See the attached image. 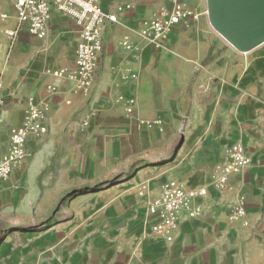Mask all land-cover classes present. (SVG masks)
<instances>
[{
  "label": "crops",
  "instance_id": "1",
  "mask_svg": "<svg viewBox=\"0 0 264 264\" xmlns=\"http://www.w3.org/2000/svg\"><path fill=\"white\" fill-rule=\"evenodd\" d=\"M12 1L0 0V155L28 97L48 109L30 156L0 183V264H264V41L237 50L205 5L183 0L199 15L157 47L137 31L171 0H98L116 20L103 25L93 85L80 93L48 72L74 67L75 20L52 10L45 36L23 24L10 41ZM235 142L250 162L218 191L210 175ZM173 178L206 193L167 242L149 235L146 200ZM239 194L245 225L227 219Z\"/></svg>",
  "mask_w": 264,
  "mask_h": 264
},
{
  "label": "built area",
  "instance_id": "2",
  "mask_svg": "<svg viewBox=\"0 0 264 264\" xmlns=\"http://www.w3.org/2000/svg\"><path fill=\"white\" fill-rule=\"evenodd\" d=\"M193 1L205 5L206 10L207 0ZM12 5L16 22L13 28L5 30L10 41L16 38L23 24H26L28 32L38 37L45 36L47 21L52 10L71 16L75 20L79 34L75 46L74 67L48 69V72L56 77L66 76L74 83L75 91L88 93L93 85L97 57L102 49L103 25L106 20L115 21V14L105 11L98 0H13ZM118 9H121V6H118ZM198 15L199 13L183 0H171L169 8L160 7L152 17L143 20L137 32L143 40L159 47L167 40L173 25L180 22L187 23L188 19L196 18ZM122 45L130 48L126 42H122ZM46 90L53 92L56 86L48 84ZM26 102L22 122L10 129L8 147L0 155V183L9 179L13 169L30 156L26 148L28 138L46 131L44 121L48 105L36 101L33 96L28 97ZM133 102V99L128 100V113L132 112ZM2 105L3 98L0 95V107ZM139 122L148 127L156 125L161 129L162 120L159 118L154 120L141 118ZM87 123L88 121L84 120L81 127ZM225 157L224 162L211 173L208 182L218 191L226 188L231 174L242 172L244 166L250 162L244 147L238 142L230 144L225 149ZM261 183L264 185V177ZM160 187V192L155 198L146 200V213L152 217L149 235L155 239L171 242L182 211L187 210L190 217L199 213L198 205L190 209L191 202L196 196L205 194L206 187L187 188L177 178L164 181ZM140 193L142 194L143 191ZM245 214V195L239 194L231 206L227 219L231 222L241 221L245 225L247 223Z\"/></svg>",
  "mask_w": 264,
  "mask_h": 264
},
{
  "label": "water",
  "instance_id": "3",
  "mask_svg": "<svg viewBox=\"0 0 264 264\" xmlns=\"http://www.w3.org/2000/svg\"><path fill=\"white\" fill-rule=\"evenodd\" d=\"M206 10L211 26L237 50L264 41V0H207Z\"/></svg>",
  "mask_w": 264,
  "mask_h": 264
},
{
  "label": "rangeland",
  "instance_id": "4",
  "mask_svg": "<svg viewBox=\"0 0 264 264\" xmlns=\"http://www.w3.org/2000/svg\"><path fill=\"white\" fill-rule=\"evenodd\" d=\"M207 16H208V14H207ZM5 245H6V243L3 242V245H2V247H1V251L3 250V248L5 247Z\"/></svg>",
  "mask_w": 264,
  "mask_h": 264
}]
</instances>
